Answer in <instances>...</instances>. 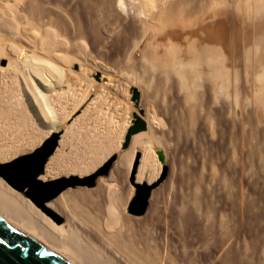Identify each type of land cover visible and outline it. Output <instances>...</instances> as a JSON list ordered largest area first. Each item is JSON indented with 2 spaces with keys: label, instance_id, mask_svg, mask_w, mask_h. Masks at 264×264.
<instances>
[{
  "label": "rangeland",
  "instance_id": "374dc122",
  "mask_svg": "<svg viewBox=\"0 0 264 264\" xmlns=\"http://www.w3.org/2000/svg\"><path fill=\"white\" fill-rule=\"evenodd\" d=\"M72 1L0 0V45L5 54L12 52V56L27 59L23 66L13 71L9 68L12 71L9 74H0V101L9 102L7 107L11 109L10 120L0 119L1 127L4 125L0 127V147L6 150V158L0 162L31 152L50 134L49 130L56 131L45 119V111L39 110L41 107L33 94L25 93L28 81L37 78L26 74L24 69L35 57L47 59L46 53L58 67L68 65L64 62L67 60L71 72L83 70L84 77L91 82V91L80 84L73 95L76 99L51 101L60 121L59 141L45 167L58 155L61 158L65 155V162L73 161L74 150L79 145L78 136L76 139L71 133L78 126V132L86 135L89 131L87 136L97 139L111 127L116 133L114 148L86 173H67L62 168L54 176L42 178L43 172L39 178L46 181L71 175L84 177L108 164L106 173L99 174L92 186L77 185L69 190L94 188L99 178H107L111 163H116L119 155L131 148V139L126 147L121 144L132 112L147 123H151L150 116L155 114L163 124L158 126L163 135H158L157 142L153 141L156 146L150 142L147 149L153 158L152 169L156 171L153 172L158 174L155 182L159 184L154 190L164 191L166 201L169 200L165 202L168 205L165 221L178 229L184 225L179 215L187 211L193 214L189 236L184 240L175 235L167 255H194L197 248L215 244L221 247L219 254L229 256L221 264H264V0H165L166 3L141 0L139 7L136 5L140 0L138 3L125 0L127 10L135 18L129 25L110 16L103 0ZM167 2H173L169 22L159 14ZM114 8L125 14L118 0ZM85 28L96 35L91 34L93 39L106 42L101 50L79 39L75 43L68 41V30ZM49 35L57 41L50 51L43 48ZM99 51L111 56L107 63L99 57ZM6 66V59L1 58L0 67ZM129 78L135 83L130 84ZM105 82H108L105 85L108 96L104 107L109 109L110 118L109 115L107 118L111 123L104 121L103 113L107 111L104 107L100 113H94L97 121L93 117L84 121L96 100L103 96L101 87ZM132 88L139 93L142 115L131 101ZM66 89V84H62L59 91ZM5 103L0 108H7ZM10 104L16 105L15 108ZM18 112L23 114L26 127H18ZM11 120L16 123L12 124ZM147 130L148 126L136 134ZM6 146L18 150L8 148V151ZM163 149L169 151L167 156ZM142 150H136L137 159L132 162L130 174L134 165L136 174ZM156 151L162 153V162ZM133 199L128 207L130 213L140 215L132 207ZM171 209L173 214H169ZM48 215L57 219L58 214L52 211Z\"/></svg>",
  "mask_w": 264,
  "mask_h": 264
},
{
  "label": "bare ground",
  "instance_id": "6f19581e",
  "mask_svg": "<svg viewBox=\"0 0 264 264\" xmlns=\"http://www.w3.org/2000/svg\"><path fill=\"white\" fill-rule=\"evenodd\" d=\"M32 1L33 2L39 1L43 3L46 2L47 0H32ZM52 1L56 2L57 0H51V2ZM138 1L136 0V3H138ZM143 1L144 0H142V2ZM103 2H105V4L107 5V8L110 12V16L112 14V16L117 20L127 21V25H129L131 21L135 19L133 17L134 15L132 16L129 13L130 11L127 10L128 8L127 7L128 4H126L127 0L126 2L125 0H118V6L125 14H123L121 11L118 12L115 10L114 3L116 2V0H103ZM142 2L140 0L139 1L140 4L138 3V5L136 6L139 7V5L142 4ZM171 3L173 2H167V4H164L165 6L162 4L164 7L160 9V13H159L160 15H162V17L165 20H167V22L170 21L168 17L172 11ZM63 4H67V3H63ZM135 4H132V6H134V9H135ZM134 11H136V9ZM85 27L88 29V26ZM86 28L85 30H79V29L68 30L67 33V37H69L68 41H70V43H75L76 42L75 39H79L80 41H83L91 45L93 49L101 50L103 44L106 42L103 43V41L99 40V38H97L98 40L93 39L96 35L92 34L93 32L92 33L89 32L91 29L88 31ZM91 34L94 36L93 38ZM46 37L47 40L44 39V44H43L46 47L43 46V48L48 49L50 51L52 49V46L56 44L57 41L53 35H49ZM98 37H100V35ZM113 39L110 40V42L113 41ZM262 41H264V39ZM263 44L262 46H264ZM44 50L43 52L46 53L45 52L46 50L45 51ZM17 53L20 54V52ZM9 54L10 55L5 54L4 47L0 45V59L5 58L7 61L6 67L3 68L0 67L1 75L4 74L7 75V73L9 74L13 70H15L19 65L23 66L22 62L25 64L27 60L25 57H22L21 59L20 55L12 56V52H9ZM46 54H47V59L42 58L43 57L42 56L41 57L42 59L40 57H39L40 59L39 58L36 59L35 57V61L34 59L30 60L31 62L29 63L31 64H29L27 69H24V72L26 74L31 75L32 77L37 78V81L34 80L32 81L31 78H29L31 81L28 82L30 83L33 82V83L32 85L29 83V87L27 86V88H25V93L33 94V96L35 97V101L36 102L38 101L39 106L41 107V109L39 110H41V112L42 109L43 111H45V114L44 113L43 114L46 115L45 119L47 118L49 123L52 125L50 127L54 126V128H56V131L49 130L50 134L47 136L49 137L51 134L55 132L59 133V131H57L58 129L57 124L60 122L58 120V114L56 112V109L54 108V106H52L51 101H54L53 99L58 101L62 99L66 101L70 100L73 97V95L76 94L75 92L78 89L76 87L80 84H84L86 86V91H91L90 88L91 82L90 80H86V78L83 75L84 73L83 70H80L78 72L75 71L76 73L71 72L68 67L70 65V62H68L67 60H65L64 62L68 65H65L64 67H58L56 66L55 62L51 61V59H48L49 56L48 53ZM98 55H100L99 57H101V59L105 63H107L111 58L110 55L106 56V54L102 53L101 51L98 52ZM61 58L66 59L65 57H61ZM80 64L82 65L83 63ZM9 68H11L12 71ZM82 69L84 68L82 67ZM89 82H90V86H89ZM129 83L131 84L135 82L133 80L131 81L130 79ZM62 84L63 85L66 84L67 89L65 91H59V88L61 87ZM105 85H108V82L102 84L101 91L103 93V96L101 94L100 97L96 100V103H94V105L92 106L93 108H91L87 118H85L84 121L86 120L91 121V119L93 120V118H94L93 121H97L96 118L97 114L94 115V113L97 112L100 113L99 111L102 109V107L105 106L104 104H106V100L108 96L106 94L108 92L106 88L107 86ZM8 93L6 94L8 95ZM83 94L85 95V93ZM4 100L6 101L5 98ZM4 103H5L4 101L2 103L0 101V106H2L1 104ZM7 103L9 104V102L5 103L6 107H7ZM13 103L14 102H12V104ZM13 106L14 105H11V107ZM104 108L107 110L106 113L104 112V110H103L104 113L102 112L104 118L106 119V120L104 119V121H110V119L108 120V118H110V115L108 114L109 109L106 107ZM10 110L8 107L0 108V119L8 121L7 118L9 117ZM22 110L20 111L22 112ZM21 115L23 114L20 113L21 119L19 118V115L16 116L19 118L18 119L19 121L17 122L18 127L23 126L26 121L25 119L22 120L23 117ZM150 117H151V123L146 122V128L148 126V130L144 134H136L131 136V146H130L131 148L127 151L122 152L121 155H119L120 153L118 154L119 160L116 161V163H113V165L111 163V168L109 170V174L107 178H102V177L99 178L94 188H90V189L81 188L78 190H69V188H67L62 190L55 197L47 200L48 202L45 201L42 203L41 206L37 207L38 205L36 206L33 201L29 200L23 191L14 189L5 180H3L0 177V208L6 211L7 213H9L11 216L19 220L21 223H23L30 229H32L34 232H36L37 234H39L40 236L51 242L53 245H55L56 247H58L68 255H70L72 258H74L81 264H221V262L222 261L224 262L226 259L229 258V256L222 255L223 253L219 254L220 252H218L219 251L218 249L221 247L219 246L217 247L215 244L214 246L212 245L211 247L209 246V248H205V247L197 248L193 253L194 255H191V253L185 256L179 254L167 255L166 253L169 248L173 247V243L175 242V235L181 237V239L186 240L185 238L187 237L188 234H190L189 232L192 224L191 219L193 214H191L192 212L189 213L187 211L188 213L184 212L181 215H179L184 221L183 227L181 225L182 228L174 229V227H171L170 224H168L169 222L167 223L165 221V218L167 217L165 211L168 207V205L165 202L169 200L166 201L165 198L166 193H164V191L163 192L159 191V189L154 190V188L158 183L155 182V180H157L158 174L154 173L156 172L155 170H153L154 168L152 169V167L155 166H153V162H152L153 158L151 155V151L149 150L150 149L149 145L152 144L150 142L153 141L155 142L156 140L157 141L159 140L158 135H161L162 133L160 134L158 126L163 124H161V120L155 114H152ZM99 119L100 118H98V120ZM12 120L11 122L13 124L14 123L13 121L17 119H14L13 121ZM5 123L9 125L8 122ZM80 125H82V123ZM2 126L4 127L3 123ZM103 126L101 127L103 128ZM115 126L116 124L113 127ZM18 127L16 126L17 129ZM23 127L26 126L24 125ZM6 128L9 129L8 127ZM107 128L109 129L105 130L106 134H104L103 136L101 135L102 136L101 139H99L100 138L99 136L98 139L95 138L94 136L92 137L87 136V133L89 131L85 132L86 135L84 133L81 134V132H78L77 130L79 129V126L77 129L75 128V130L77 131L74 130V132L71 134L74 137L78 136L77 138H78L79 147L76 146L77 147L76 149L75 146H73L75 148L74 154H73L74 151L72 150L73 151L72 154L74 155V157L72 158L73 161H68V162L63 161V157L65 155L62 158L60 155H58L57 157H52L51 160L46 165V167L44 166V171H43L44 175L42 176V178H45L47 176L50 177L54 176L57 173H59L58 171L59 170L61 171L62 168L67 173L77 172L78 174L79 173L82 174L96 167V165L100 163V161H102V158L104 156L106 157V154L107 153L109 154V152L112 151L114 148V141H115L114 137L116 134L114 132L115 130H113L111 127H107ZM22 129H26V128H22ZM97 130L99 131V129ZM18 132L19 131H17V133ZM14 136L16 137V133ZM69 138H71V136ZM28 140L30 141V139ZM154 142L153 145L156 146ZM148 146L149 149H147ZM14 147L15 146L11 148H13V150L16 151L18 147L17 148ZM8 148L6 146V149ZM140 148H143L142 150L143 153H142V157L139 160V165L137 166L136 169L137 172L136 174L135 173L130 174L132 162L134 159L135 161L137 159L135 156L136 150ZM9 149L8 151L11 150ZM166 151L168 150H165V154ZM4 152H6V150L0 147V161L4 160L5 157ZM66 155L68 156V154ZM165 156H167V154ZM7 157H9V155ZM140 181H143L145 184L150 186V192L146 200V204L143 211L139 213L140 215H134L133 213H130L128 207L129 204L131 203V200L135 196V189H136L135 185L141 183ZM163 185H161L160 187H162ZM22 193L26 197H24ZM173 210L174 209H171V212H169V214L170 213L173 214ZM52 211L58 214L57 219H54L50 217V215H48L49 213H52ZM170 217L173 220L172 216ZM58 219L61 221V223L58 221ZM188 242L190 241H185V243L190 245L191 242L190 243ZM218 245H220V243ZM230 247L229 249L233 248ZM227 253L229 255V252Z\"/></svg>",
  "mask_w": 264,
  "mask_h": 264
},
{
  "label": "water",
  "instance_id": "95a60500",
  "mask_svg": "<svg viewBox=\"0 0 264 264\" xmlns=\"http://www.w3.org/2000/svg\"><path fill=\"white\" fill-rule=\"evenodd\" d=\"M139 93L132 88L131 101L138 113L142 109L138 104ZM132 120L126 129L121 146L128 145L131 136L146 129L145 120L132 112ZM59 133L55 132L29 153L19 155L10 161L0 162V177L11 187L23 191L36 205L55 197L62 190L77 185L92 186L99 174L106 173L107 165L84 177L74 175L52 180H41L45 163L57 147ZM158 160L163 161L160 151H156ZM135 171L133 166L132 174ZM133 177V176H132ZM132 207L141 213L149 196L150 186L144 182L135 185ZM132 208V210H133ZM0 264H81L51 242L34 232L9 213L0 208Z\"/></svg>",
  "mask_w": 264,
  "mask_h": 264
}]
</instances>
